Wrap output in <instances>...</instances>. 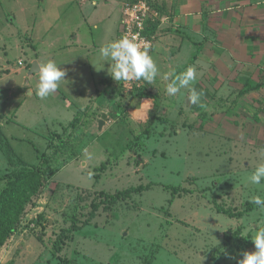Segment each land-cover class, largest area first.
<instances>
[{"label": "rangeland", "instance_id": "374dc122", "mask_svg": "<svg viewBox=\"0 0 264 264\" xmlns=\"http://www.w3.org/2000/svg\"><path fill=\"white\" fill-rule=\"evenodd\" d=\"M80 1L0 0V189L12 173L42 168L56 135L80 120L45 170L0 264H237L243 252L255 251L251 237L264 227V210L251 202L264 198V181H249L264 163V112L255 116L264 110V0H193L191 17L175 24L173 15L184 14L191 0L170 7L149 0L156 15L146 28L154 27L149 54L159 68L151 85L114 81L109 62L100 72L80 48L77 60L69 55L71 30L83 26L99 24L94 35L102 45L119 39L132 0H93L97 8L103 3L102 12L87 24L90 5ZM35 55L67 72L45 100L26 93L36 92L38 75L29 77L26 68ZM189 66L202 106L189 102L188 88L166 95L164 76ZM140 186L150 188L116 194ZM73 225L72 241L58 251V237Z\"/></svg>", "mask_w": 264, "mask_h": 264}, {"label": "clouds", "instance_id": "9594fccd", "mask_svg": "<svg viewBox=\"0 0 264 264\" xmlns=\"http://www.w3.org/2000/svg\"><path fill=\"white\" fill-rule=\"evenodd\" d=\"M137 37L138 34L131 37L124 35L112 40L100 47L99 56L103 61L109 62L107 72L114 81L131 82L135 80L151 85L159 75V68L149 54L151 50H149V44L138 42ZM35 72L38 73L35 95L40 99H45L56 92L67 75L66 70L61 69L53 60H48L43 64L36 62ZM196 78L197 71L193 66H189L178 74L175 71L166 74L164 79L169 81L166 85V95L174 97L181 89L188 88L189 102L192 105L202 106L203 93L192 87ZM29 89L32 95V89ZM260 153L264 155V148L260 149ZM85 157L91 159L92 155L85 150ZM249 181L254 185H260L264 181V163H259L255 167ZM251 202L264 210V198L254 196ZM251 240L255 251L243 252L237 264H264V227L257 228Z\"/></svg>", "mask_w": 264, "mask_h": 264}, {"label": "trees", "instance_id": "16d2710c", "mask_svg": "<svg viewBox=\"0 0 264 264\" xmlns=\"http://www.w3.org/2000/svg\"><path fill=\"white\" fill-rule=\"evenodd\" d=\"M153 33L154 27L152 29L149 28L146 31V35L148 36L153 35ZM15 66L19 69L24 68L23 62H19ZM30 67L31 65H27L26 68L29 70ZM22 71H24V69ZM148 95L151 97H156L152 91H150ZM256 110V117H259V114L264 112V110L261 108ZM79 121L80 120L78 118H74L67 132H64L62 135H56L57 143L51 147V155L45 157V164H43V167H45L44 169L42 167L31 171L20 170L18 172H14L8 177L5 186L0 189V253L7 241L15 235L18 226H20L26 206L32 202V198L36 197L40 193L44 183L45 170L50 164L53 163L54 160H56L58 155H60L66 149V144L74 137V134L79 127ZM149 188L150 186H146L145 188L140 186L136 189H128L117 192L116 194L127 196L131 195L132 193H140V191L148 190ZM100 195L104 197L103 202L108 197V195L103 192H101ZM114 196L115 195L110 196L112 197L111 200H115ZM98 205L99 204L93 203V209H97ZM248 206L249 207L245 211L250 210L252 207L251 204ZM220 212L225 213L223 211ZM77 229L78 228L73 225L72 227L62 231L56 243L58 251L62 249L66 241H72L73 234L77 231Z\"/></svg>", "mask_w": 264, "mask_h": 264}, {"label": "crops", "instance_id": "0c3cea01", "mask_svg": "<svg viewBox=\"0 0 264 264\" xmlns=\"http://www.w3.org/2000/svg\"><path fill=\"white\" fill-rule=\"evenodd\" d=\"M92 1L93 0H81L80 1V3H81V6H83V5H88V3H89V9L86 11V13H85V20H86V24H87V20H89V19H91L92 17H97L98 16V14H100L101 12H102V6H103V3L100 5V8H97L98 6H97V1H96V4H92ZM167 1H171L170 3L168 2V4H167V6L168 7H170V5H173V2H172V0H167ZM200 1V0H199ZM210 1V0H209ZM219 1H221V0H212V3L213 2H219ZM233 1H238V2H240V0H233ZM242 1V3L243 4H245L246 3V1L245 0H241ZM193 2V0H191V2H190V4H189V8H186L185 9V11H184V14H183V12H182V10H181V12H180V14H178V13H175L174 15H173V19L175 20V22H174V24L176 23V21H179L180 19H182L183 20V18H188V17H191V15L193 14V11H191V9H190V6H191V3ZM212 3H209V5H213ZM106 5L108 6V2H106ZM218 7V6H217ZM87 8V7H86ZM173 10H171V13H174V12H172ZM214 11H215V9H214ZM221 13H222V10H221ZM232 13V12H231ZM198 14H200L199 12H197L196 13V15L198 16ZM214 14H215V12H214ZM183 15V16H182ZM188 15H190V16H188ZM216 16H217V13L215 14ZM221 15V14H220ZM219 15V16H220ZM232 15V14H231ZM186 19H184V22L186 21ZM192 19V18H191ZM232 19V18H231ZM102 20V19H101ZM101 20H99V21H101ZM238 20L240 21V19L238 18ZM187 21H189V20H187ZM103 23V22H102ZM173 24V25H174ZM98 25L99 24H95L93 27H92V29L91 28H89V26L87 25V27L85 28L84 26L83 27H81L79 30H77L76 31V33H75V31L73 32L72 30H71V33H70V35H69V43H67V45H65V50H70V53H69V55L71 56V57H73L74 59H78V57H76L74 54H73V52H76V48H80V50H82L83 51V53H84V56H86V59H87V63L88 64H96L95 65V67L97 66V67H99L100 68V72H102V66L103 65H106L105 64V61H103L101 58H100V56H99V49H100V47L102 46V40H99L98 39V37H96L95 35H94V33L96 32L97 33V31L99 30V27H98ZM188 25V24H187ZM175 27L174 28H176V25H174ZM87 28H88V36L86 35V32H87ZM118 36H119V33L117 34V35H115V37L114 38H118ZM165 36H170L169 35V33L167 34V35H165ZM39 38V37H38ZM168 38H170V37H165V39H168ZM159 41H160V39L157 41V43L155 44V49H154V52H152V53H154V54H158V52H159V49H160V47H161V45H160V43H159ZM39 43L40 44H44V40L42 39H40V41H39ZM53 44L54 45V43H53V41H50V44ZM52 45V46H53ZM166 47H168V48H171V46L169 45V46H164V48H162L163 49V52L164 53H162V55H159V57H161V56H163V54H168V48H166ZM58 49H60L59 47H58ZM152 50V49H151ZM35 52V51H34ZM33 61H34V63H36V62H39V63H41V64H43L42 62H41V59H39L38 58V56L37 55H35V57L33 58ZM45 63V62H44ZM109 66H107V68H108ZM99 71H96L95 70V74H96V82L97 81H99V80H97L98 78V73H100ZM28 76H29V73L27 74ZM35 75H38V73H34V74H32L31 76H29V77H32V76H35ZM23 78H24V82H26L25 84H28V88L30 87L29 86V81H28V79H27V76H23ZM26 93L28 94V96H30V97H33L34 95H35V93L34 92H32V95H30V89H28V90H26ZM153 94H155L154 92H153ZM36 96V95H35ZM52 97V96H51ZM36 98H39V97H37L36 96ZM48 98V97H47ZM47 98H45V99H47ZM45 99H40L39 98V100H45ZM28 108V107H27ZM48 110H49V108H47ZM13 110H16L15 111V113H17L18 112V108H16V109H13ZM2 112V110H1V108H0V113ZM18 117H17V115L15 116V119H17ZM3 119L5 120V121H9V122H12V120H6L5 119V117L3 116Z\"/></svg>", "mask_w": 264, "mask_h": 264}, {"label": "built area", "instance_id": "2783aa9c", "mask_svg": "<svg viewBox=\"0 0 264 264\" xmlns=\"http://www.w3.org/2000/svg\"><path fill=\"white\" fill-rule=\"evenodd\" d=\"M123 12L125 20L121 21L120 37L128 35L129 37L138 34V42L149 44V50L152 46V37L146 35L147 25L153 20L149 0H134L125 4ZM21 63V62H20Z\"/></svg>", "mask_w": 264, "mask_h": 264}, {"label": "water", "instance_id": "95a60500", "mask_svg": "<svg viewBox=\"0 0 264 264\" xmlns=\"http://www.w3.org/2000/svg\"><path fill=\"white\" fill-rule=\"evenodd\" d=\"M35 64L36 63H33L32 65H31V69H30V72H29V76H31L32 74H34V73H37V72H35ZM106 119V116L105 115H102L101 116V120L98 122V129H101L102 127H103V125H104V120Z\"/></svg>", "mask_w": 264, "mask_h": 264}]
</instances>
